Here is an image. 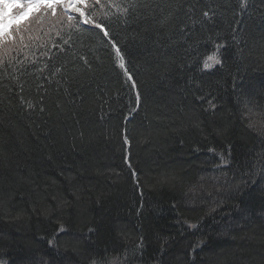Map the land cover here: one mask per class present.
I'll list each match as a JSON object with an SVG mask.
<instances>
[{
	"label": "trees",
	"instance_id": "1",
	"mask_svg": "<svg viewBox=\"0 0 264 264\" xmlns=\"http://www.w3.org/2000/svg\"><path fill=\"white\" fill-rule=\"evenodd\" d=\"M241 2L181 0L163 29L158 9L111 24L141 93L136 111L135 90L88 25L69 51L52 49L67 80L26 77L34 111L0 89V264H88L89 253L264 264V0ZM209 8L211 22L179 30ZM216 44L222 66L202 71Z\"/></svg>",
	"mask_w": 264,
	"mask_h": 264
},
{
	"label": "snow or ice",
	"instance_id": "2",
	"mask_svg": "<svg viewBox=\"0 0 264 264\" xmlns=\"http://www.w3.org/2000/svg\"><path fill=\"white\" fill-rule=\"evenodd\" d=\"M180 2L181 0H168V3L162 6L157 0H0V89L14 93L21 105L34 111L37 107L36 103L23 95L28 83L26 77L31 76L45 83H59L57 77L67 80L68 62L58 66L51 63L52 49H56L57 54L72 49L73 32H81V26L88 25L102 34L104 46L111 49L113 66L121 70L125 82L130 83L131 88L135 90V107L132 111H136L141 103V93L129 69L130 59L127 58V52L122 51L120 43L115 39L111 24L119 21L120 24L127 25L131 17L152 15L158 9L161 18L156 24L163 29L179 12ZM246 2L247 0H242L241 7H245ZM173 4L175 7L164 14V8H171ZM188 12L193 13V9L189 7ZM215 15L216 12L211 8L202 10L199 17L189 14L187 22L180 25L179 30L182 33L186 30L190 32L197 24L203 26L211 22ZM65 29L68 31L65 32ZM53 33L60 43L52 39ZM44 37L49 39L45 41ZM223 47L225 45L216 44L214 51L203 58L202 71L211 70L218 65L222 66L220 49ZM249 54L251 55V50ZM73 58L75 59V53ZM79 59L89 71L92 70V65L86 57L80 56ZM72 71L75 74L74 63ZM38 87L43 88V84H38ZM42 100L43 98L41 104ZM207 102L210 108L213 110L216 108L211 99ZM44 110L42 106L39 108L41 112ZM247 111L251 112V109L248 108ZM248 127H253V124L249 123ZM124 142H128L127 136L124 137ZM4 147L6 146L0 145V152ZM94 231L95 229H89V233ZM58 233H64L77 242L83 239L82 236L71 233L64 225L59 227ZM49 243L52 244V241ZM143 247L144 237L141 236L136 248L142 252ZM88 264H127V256H116L109 260L106 256L89 253Z\"/></svg>",
	"mask_w": 264,
	"mask_h": 264
}]
</instances>
